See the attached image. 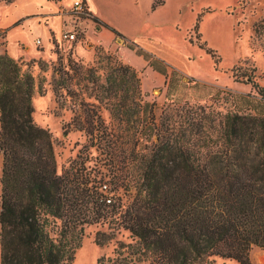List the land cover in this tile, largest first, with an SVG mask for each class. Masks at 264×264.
Instances as JSON below:
<instances>
[{
    "label": "trees",
    "instance_id": "1",
    "mask_svg": "<svg viewBox=\"0 0 264 264\" xmlns=\"http://www.w3.org/2000/svg\"><path fill=\"white\" fill-rule=\"evenodd\" d=\"M164 3L152 0L151 9ZM128 46L152 65L150 54ZM104 59V91L118 97L114 121L106 124L97 106L80 101L83 120L75 129L85 155L79 150L58 172L52 135L32 118L35 87L46 91L42 79L36 84L0 54V264H70L84 228L97 223L112 229L94 234L98 246L121 230L131 238L117 241L114 256L98 264H253L252 249L264 250V119L189 102L188 89L206 85L167 65L157 69L166 86L157 113L155 102L142 100L139 72L109 54ZM54 72L57 100L61 91L74 94L68 84L80 70L60 63ZM91 149L112 168L90 169Z\"/></svg>",
    "mask_w": 264,
    "mask_h": 264
},
{
    "label": "rangeland",
    "instance_id": "2",
    "mask_svg": "<svg viewBox=\"0 0 264 264\" xmlns=\"http://www.w3.org/2000/svg\"><path fill=\"white\" fill-rule=\"evenodd\" d=\"M50 1L55 3L56 10L37 15L42 27L38 26L36 30L45 40L46 31L43 27L47 29V47L42 41L41 44H36L40 40L36 38L30 44L32 55L13 59L33 75L36 84L42 79V86L46 91L44 95H39L35 87L32 118L52 135L58 172L67 168L72 159H77L79 150H82L80 156L85 155L82 147L84 135L75 129L83 120L81 109L85 106H81L80 101L97 106L106 124L114 121V105L118 102V97L107 95L104 91L109 86L104 79V58L109 54L113 59L123 62L124 56L135 59L139 53L137 49L129 48V41L139 47H146L143 51L152 56V65L147 63L146 67L149 68H138L137 71L141 90L145 94L142 100L155 102L157 113L165 101L166 86L165 82L150 85L147 81L150 79L149 70L157 71L167 65L169 71L171 68L179 69L188 77L206 85L191 86L186 90L184 98H188L189 102H205L218 111H238L264 119V0H166L154 10L150 7L151 0H95L104 11L108 23L124 38L114 35L112 41L105 42L99 41L97 32L86 24L85 19H69L70 7L67 17L59 0ZM5 5L8 4L0 3V6ZM89 15L92 21L90 12ZM53 19L58 22L56 24L53 21L55 27L58 25L56 31H52L49 24ZM70 24L83 29L80 42L59 40L60 30ZM3 44L0 38V45ZM146 45L160 54H154V57L153 51L147 49ZM8 47L12 54H16L17 48L12 39H9ZM19 47H23L22 44ZM207 49L215 56L208 53ZM131 51L134 54L131 55ZM139 58L144 59L142 55ZM60 63L78 68L80 74H74L68 84V89L74 94L67 95L61 91L62 95L57 100L53 92V79L54 69ZM91 74L96 78L95 83L91 80ZM258 89L262 91L258 92ZM218 90L220 94L217 93ZM239 95L248 96L249 100L240 98ZM68 122L71 131L63 135L62 125ZM86 164L92 170L98 167L112 168L110 161L94 149L90 150ZM1 168L0 154V178ZM111 230L107 223L86 226L81 244L76 248L70 264H98L99 257L114 256L117 241L131 242L128 232L124 230L115 233L102 246L93 242L96 232L108 233ZM250 259L253 264H264V250L253 248ZM218 264L238 263L233 260H218Z\"/></svg>",
    "mask_w": 264,
    "mask_h": 264
},
{
    "label": "crops",
    "instance_id": "3",
    "mask_svg": "<svg viewBox=\"0 0 264 264\" xmlns=\"http://www.w3.org/2000/svg\"><path fill=\"white\" fill-rule=\"evenodd\" d=\"M75 0H59L61 6L65 9V13L68 16L69 7H71L72 3ZM88 8V11L92 14L93 17H97L99 20L107 24L108 26L112 27L108 21L106 16L104 15V11L99 7V5L95 2V0H83ZM166 1V0H165ZM152 3V0H151ZM18 6V8H17ZM162 6V5H161ZM151 7V6H150ZM1 14H0V38H2L4 44L0 45V54L7 53L12 58H19L22 55H32V49L30 48V44L34 42L36 38H40V44L44 42L45 46L48 45V36H47V29L43 27L46 31V39L44 40L41 34L36 33L37 27L41 26L37 20V15H44L50 12H54L56 10V5L53 1L50 0H15L8 5L0 6ZM63 15V14H62ZM65 15V14H64ZM71 19V17H69ZM58 24L56 19L50 20L49 24L52 28V31H56L57 27L54 26V22ZM62 21V20H61ZM93 21V20H92ZM91 20L87 21V25L94 29L97 32L96 36L99 38V41H112L113 40V32L106 27L97 26V24ZM42 27V26H41ZM72 24L66 26L63 30H60L58 38L61 39V34L65 30H70ZM113 28V27H112ZM115 29V28H113ZM116 30V29H115ZM117 31V30H116ZM120 33V32H119ZM12 39L14 45H16L17 51L16 54H12L8 47V41ZM136 39V38H135ZM19 44H22L23 47H19ZM147 49L152 50V54H157L159 52L155 51L148 45ZM146 50V47H140ZM151 48V49H150ZM150 52V51H149ZM134 54L131 51V55ZM150 54V53H149ZM160 54V53H159ZM165 58H169L166 54L161 53ZM123 57L124 62L126 64L132 66L136 70L149 68L146 67L147 61L143 58H139V55L136 56L135 59ZM155 57V56H154ZM144 69V70H145ZM150 79L147 80L150 85H158L161 82H165V75L160 73L159 71H155L153 69L149 70Z\"/></svg>",
    "mask_w": 264,
    "mask_h": 264
},
{
    "label": "built area",
    "instance_id": "4",
    "mask_svg": "<svg viewBox=\"0 0 264 264\" xmlns=\"http://www.w3.org/2000/svg\"><path fill=\"white\" fill-rule=\"evenodd\" d=\"M71 15V16H70ZM71 19H85L90 20L88 8L83 0H75L69 11ZM83 38V29H78L76 25H72L70 30H65L61 34V39L64 41H75L80 42ZM36 44H40V40L36 41Z\"/></svg>",
    "mask_w": 264,
    "mask_h": 264
}]
</instances>
